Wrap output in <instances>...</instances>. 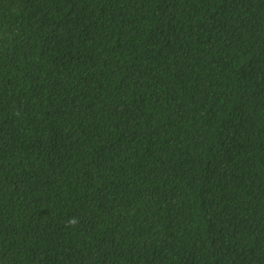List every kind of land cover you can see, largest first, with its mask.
<instances>
[{
    "label": "trees",
    "instance_id": "obj_1",
    "mask_svg": "<svg viewBox=\"0 0 264 264\" xmlns=\"http://www.w3.org/2000/svg\"><path fill=\"white\" fill-rule=\"evenodd\" d=\"M0 264H264V0H0Z\"/></svg>",
    "mask_w": 264,
    "mask_h": 264
}]
</instances>
